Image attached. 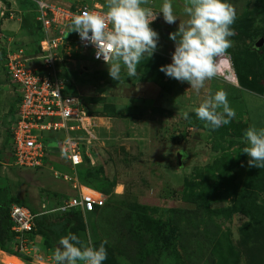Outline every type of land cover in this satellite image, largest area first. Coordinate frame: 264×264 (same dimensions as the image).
I'll return each instance as SVG.
<instances>
[{"label": "rangeland", "instance_id": "obj_1", "mask_svg": "<svg viewBox=\"0 0 264 264\" xmlns=\"http://www.w3.org/2000/svg\"><path fill=\"white\" fill-rule=\"evenodd\" d=\"M96 1L106 9L105 3ZM236 1L244 5L236 7L240 12L227 54L237 87L213 78L197 93L187 82L161 72L172 62L168 51L175 50L167 33L178 31L182 23L167 24L163 16L151 25L159 34L157 50L142 59L135 77L122 68L120 79L114 80L108 65L85 62L74 48L64 49L58 66L67 80V92L78 96L88 111L90 125L80 140L89 149V158L84 156L71 171L60 162L51 163V170L11 167L12 109L0 126L5 132L0 148V203H20L34 210L43 205L54 208L76 194L72 186L78 182L80 189L104 194L105 207L92 214L51 217L48 223L66 224L63 236L71 232L85 245L98 248L107 241L104 264H264V168L250 167L251 158L243 153L248 146L245 131L253 125L264 128V101L245 98V94L264 97L251 90L264 87V47L252 49L264 38V0ZM19 8L26 10L20 24L25 37L19 42L30 52L39 30L27 13L28 6L21 3ZM4 84L9 81L0 71V85ZM12 88L15 101L18 95ZM219 90L227 92L235 118L213 130L193 109ZM6 240L7 231L2 230L0 264L10 260L1 253ZM34 244L28 262L55 264L42 238Z\"/></svg>", "mask_w": 264, "mask_h": 264}, {"label": "built area", "instance_id": "obj_2", "mask_svg": "<svg viewBox=\"0 0 264 264\" xmlns=\"http://www.w3.org/2000/svg\"><path fill=\"white\" fill-rule=\"evenodd\" d=\"M20 2L28 6L27 13L38 27L39 35L36 46L28 52L20 42L8 41L0 29V42L8 41L9 45L0 51V71L18 95L9 129L10 165L17 170L41 171L51 170V163L60 162L71 171L82 164L84 156L89 158V149L80 139L90 122L80 98L67 92V80L58 66L59 55L66 48H74L78 55L85 57V62L107 65L103 57L97 58L95 47L82 41L71 28L75 14L85 10L102 13L106 9L101 3L72 6L50 0H0V25L5 21L22 22L26 10L19 8ZM215 78L238 86L231 58L229 63L221 66V72ZM59 177L67 179V176ZM72 187L76 194L68 195L54 208L43 205L33 213L23 205L9 207L11 231L15 235L12 247L23 258L2 251L10 259L5 264H16L11 263L14 259L21 264L32 263L26 256L34 251L35 240H29L27 235L35 231L36 217L72 210L89 214L105 206L107 197L104 194L86 187L80 189L78 182Z\"/></svg>", "mask_w": 264, "mask_h": 264}, {"label": "clouds", "instance_id": "obj_3", "mask_svg": "<svg viewBox=\"0 0 264 264\" xmlns=\"http://www.w3.org/2000/svg\"><path fill=\"white\" fill-rule=\"evenodd\" d=\"M150 4L151 0H106V11L85 10L72 18V31L95 47L97 58L103 57L114 80L120 79L122 68L130 78L137 76L142 59L153 56L159 34L151 25L158 14L163 15L167 24L177 21L172 0H163L159 13ZM183 11L189 18L179 23L178 31L169 34L175 42L172 62L159 70L172 79L187 82L199 93L206 81L215 78L221 66L230 61L227 52L233 45L236 10L227 0H185ZM227 97L226 91L219 90L203 99L193 111L206 127L215 130L235 118ZM244 136L248 146L243 153L251 158L249 166L264 168V128L250 126ZM106 243L98 248L85 245L77 235L68 232L60 238L53 259L56 264H104Z\"/></svg>", "mask_w": 264, "mask_h": 264}, {"label": "crops", "instance_id": "obj_4", "mask_svg": "<svg viewBox=\"0 0 264 264\" xmlns=\"http://www.w3.org/2000/svg\"><path fill=\"white\" fill-rule=\"evenodd\" d=\"M89 1H90L91 4L97 2L96 0H87V2H89ZM100 2H103V3L106 4V0H100ZM227 2H230L231 4H233L235 10H236V7L238 6V4H240V7L243 4V2H241V1L238 2L236 0H227ZM162 3H163V0H151L150 6L152 7V9H153V11L155 13H159L160 9H161V6H162ZM172 4H173L174 13H175V15L177 17V20L182 22V23L186 22L189 17L183 11L184 6H185V0H172ZM85 5H87V4L85 3ZM239 8L236 11V16L240 12ZM242 8H241V10H242ZM162 16H163L162 14H158L157 19L153 22L152 25L156 24ZM178 21H176L174 23V25ZM20 24H22V22L17 24V22H12V21H7L6 22L5 21V22H3L0 25V29H1V31H4L3 33H4L5 37L7 39H9L8 41H11V39H13L14 41H18L19 42V40L24 39V37H25L24 34H23L24 30H22ZM169 27L172 28V26H169ZM167 34H170V33L168 32ZM8 41H7V43H6V41L0 42V44L3 46L1 49H6L7 47H9ZM168 52H169L170 55H172V52H170V51H168ZM164 56L166 58H168L166 55H164ZM14 96H15V91L12 88L10 83L9 84H4V85H0V126L4 123L5 119L9 115V113H11L10 111H12V109L14 111V108H16L17 100L16 99H15V101L13 100ZM245 98H246L247 101H261V100L264 101V97H259V96L258 97H253V96L248 95V94H245ZM1 128H0V130H1V132H0V148L3 145L4 138H5V136H4L5 132H3L2 131L3 128L2 129Z\"/></svg>", "mask_w": 264, "mask_h": 264}, {"label": "trees", "instance_id": "obj_5", "mask_svg": "<svg viewBox=\"0 0 264 264\" xmlns=\"http://www.w3.org/2000/svg\"><path fill=\"white\" fill-rule=\"evenodd\" d=\"M252 49L254 51H258L256 49H254V47ZM251 90L254 91L255 93H257L258 95L264 94V87L259 86V87L253 88V89L251 88ZM13 204L23 205L20 203H13ZM11 205L12 204H9V205L0 204V232H2V230L7 231V240H6V245L4 246L3 251L10 253V254L18 255V256L23 258V255L17 253V251H15L12 247L15 235L11 231L12 224H11V221L9 218V207ZM23 206L29 208L33 213H36L39 210V209L34 210V209H32L26 205H23ZM99 209H101V208H99ZM97 210H98V208H96L94 210V212ZM94 212H92V213H94ZM92 213H89V214H92ZM82 214L83 213L79 210H72L70 212L63 213V214L53 213L52 215L51 214L40 215V216L36 217V219H35V231L33 233H31L30 235H27V238L29 240H32V239L35 240L36 238H39V239L42 238L44 241L45 247L50 249L52 251V254L54 255V251H55L56 247L58 246V241L63 236L64 231H66V228H68V227L64 223H62L60 225L49 224L48 220L51 217H53V218L58 217V218L62 219L63 217H67V216H71V215H82ZM3 221H4V225H1V222H3ZM35 246L36 245L33 244L34 250H35ZM55 264H56V262H55Z\"/></svg>", "mask_w": 264, "mask_h": 264}, {"label": "water", "instance_id": "obj_6", "mask_svg": "<svg viewBox=\"0 0 264 264\" xmlns=\"http://www.w3.org/2000/svg\"><path fill=\"white\" fill-rule=\"evenodd\" d=\"M263 46H264V38H260L254 43V49H256V50L261 49ZM177 160H178V163L180 164L179 155L177 156Z\"/></svg>", "mask_w": 264, "mask_h": 264}]
</instances>
